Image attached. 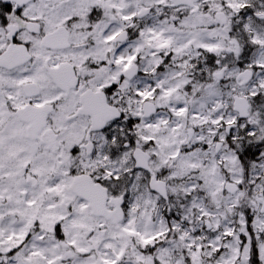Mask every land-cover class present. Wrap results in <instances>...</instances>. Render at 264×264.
Instances as JSON below:
<instances>
[{
	"label": "snow or ice",
	"instance_id": "obj_1",
	"mask_svg": "<svg viewBox=\"0 0 264 264\" xmlns=\"http://www.w3.org/2000/svg\"><path fill=\"white\" fill-rule=\"evenodd\" d=\"M0 264H264V0H0Z\"/></svg>",
	"mask_w": 264,
	"mask_h": 264
}]
</instances>
